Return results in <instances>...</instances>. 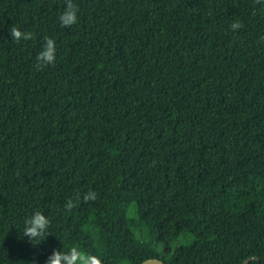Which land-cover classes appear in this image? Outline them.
Returning <instances> with one entry per match:
<instances>
[{"label":"trees","instance_id":"1","mask_svg":"<svg viewBox=\"0 0 264 264\" xmlns=\"http://www.w3.org/2000/svg\"><path fill=\"white\" fill-rule=\"evenodd\" d=\"M72 3L0 0V264H264V0Z\"/></svg>","mask_w":264,"mask_h":264},{"label":"clouds","instance_id":"2","mask_svg":"<svg viewBox=\"0 0 264 264\" xmlns=\"http://www.w3.org/2000/svg\"><path fill=\"white\" fill-rule=\"evenodd\" d=\"M77 7L72 0H66V7L62 14L59 16V20L62 26L68 27L77 22ZM242 25L239 22H234L231 25L233 30H237ZM10 36L14 41H19L21 39L29 40L33 38V34L31 32L22 33L17 27L13 26L10 28ZM45 44L43 46V50L36 57L37 60V68H43L47 65H51L55 62L56 56V48L55 41L52 38L44 37ZM95 194L89 193L84 197L85 200L94 199ZM74 207V204L70 200L67 204V209L71 210ZM50 225V220L43 215L40 211H36L30 218L24 221V228L22 233L23 237H27L29 243L33 246L39 245L43 242L48 235L46 233L47 228ZM102 264L101 260L92 255L85 250L80 249L78 246H72L68 249V251H56L53 250V255L49 257L46 261V264ZM31 264H36L35 259L31 262Z\"/></svg>","mask_w":264,"mask_h":264},{"label":"water","instance_id":"3","mask_svg":"<svg viewBox=\"0 0 264 264\" xmlns=\"http://www.w3.org/2000/svg\"><path fill=\"white\" fill-rule=\"evenodd\" d=\"M256 259L255 256H250L242 262V264H248L249 261ZM140 264H165L161 259L159 258H150L142 261Z\"/></svg>","mask_w":264,"mask_h":264},{"label":"rangeland","instance_id":"4","mask_svg":"<svg viewBox=\"0 0 264 264\" xmlns=\"http://www.w3.org/2000/svg\"><path fill=\"white\" fill-rule=\"evenodd\" d=\"M166 247H167V249H169V247H170V241L169 240H167V242H166Z\"/></svg>","mask_w":264,"mask_h":264}]
</instances>
